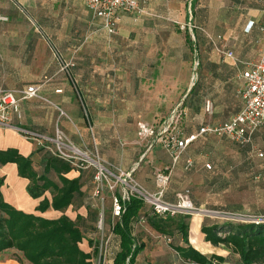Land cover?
<instances>
[{
    "label": "crops",
    "instance_id": "crops-1",
    "mask_svg": "<svg viewBox=\"0 0 264 264\" xmlns=\"http://www.w3.org/2000/svg\"><path fill=\"white\" fill-rule=\"evenodd\" d=\"M138 3L141 12L136 15L120 11L114 22L115 32L108 34L102 20L86 8L84 0H0V89L39 86L40 95L51 103L39 98L21 100V118L15 119L14 124L49 139L62 135L74 145H95L102 158L121 169L132 170L137 181L152 190L157 188L155 173L171 166V158L160 143L148 147L150 139H138L137 124L158 126L181 103L186 114L178 128L182 135H189L202 124L222 123L237 113L242 106L240 73L249 62L257 60L262 44L264 0ZM189 22L192 33L187 29ZM206 34L220 36L219 43L232 51L233 57L216 52ZM107 35L115 52L103 55ZM55 51L65 61L73 60L74 65L61 69ZM103 56H110L106 66H102L106 60ZM195 57L199 64L197 79L192 74ZM206 100L211 101V113L205 111ZM260 130L264 127L253 135L252 143L259 136L264 139V135H257ZM203 139L191 143L172 168L163 195L166 200L175 201L177 190L189 181L204 182L200 168L191 172L180 167L190 157V147ZM249 147L248 156L258 158L253 145ZM9 148L29 157L37 175L59 183L57 172L45 168L48 152L22 134L0 127V150ZM89 170L72 168L63 174L69 179L77 178L81 192L63 211L51 207L37 211L43 198L51 201L52 189L38 198L31 197L27 192L29 180L18 175L15 163L0 165V190L4 201L18 210L48 218L64 214L73 221L80 216L78 223L85 226L93 224L87 211L92 190ZM144 207V211L150 210L145 204ZM168 216L180 218L177 214ZM216 219L223 222L208 215L190 216L186 222L189 245L207 258L204 264H233L227 256L232 252L230 248L219 245L227 250L221 253L220 247L204 240L202 224ZM113 220L111 214L106 224L102 217L98 222L99 231L107 240V253L99 255L100 242L97 264H114V255L120 249V238L112 230ZM93 226H97L95 222ZM130 228L134 245L139 247L132 264H199L176 251L175 247L188 246L178 232L166 235L156 231L143 214L131 220ZM88 231L82 229L84 235ZM20 254L17 260L0 252V264H31ZM214 255L223 261L212 258Z\"/></svg>",
    "mask_w": 264,
    "mask_h": 264
},
{
    "label": "built area",
    "instance_id": "built-area-1",
    "mask_svg": "<svg viewBox=\"0 0 264 264\" xmlns=\"http://www.w3.org/2000/svg\"><path fill=\"white\" fill-rule=\"evenodd\" d=\"M86 8L96 17L102 20V26L108 34L115 32L114 22L120 11H128L138 15L141 12L138 0H84ZM3 17H0V19ZM184 28V26H182ZM187 29L192 33L193 25L189 22ZM262 44L257 60L249 62L247 67L240 73L242 86L239 94L242 106L239 111L231 115L222 123L202 124L196 133L182 135L178 126L184 118L186 112L181 103L176 105L168 116L158 126L138 123L137 137L141 141L150 139L148 147L153 143H160L171 158V166L155 173L156 191H150L138 182L132 175V170L121 169L114 163L102 158L100 153L93 145H74L66 141L62 135H55L54 138H47L35 135L28 129L14 124L15 119L21 118L20 101L39 98L46 102L45 97L40 95V87L34 84L17 89H0V127L12 129L29 140L34 141L52 156L68 162L71 166L79 170L91 169L93 180V197L104 200L103 194L109 193L111 202V214L114 220L124 211L123 202L134 197L140 199L151 211L158 216L166 215H208L214 211L199 210L195 207L188 188L176 194L175 201H167L163 198L166 185L170 179L172 168L177 165L188 146L194 141L205 138L208 135H216L237 143L241 146L252 145L253 135L264 127V27H261ZM212 47L216 52L225 56L233 57L230 50L224 49L219 43L220 36L213 37L206 34ZM55 55V54H54ZM57 58V55H55ZM58 59V58H57ZM60 68L69 69L74 65L73 60H59ZM198 61L195 62V65ZM51 103V102H50ZM58 108V107H57ZM204 108L207 113L212 112L211 101L206 100ZM59 109V108H58ZM254 150L258 158H264V151ZM194 161L187 157L182 165L183 170L193 167ZM205 167L210 169V164ZM197 210L200 211L197 212ZM197 212V213H196ZM216 214H221L215 212ZM223 216H229L222 213ZM229 220L264 223V215H231ZM112 221L113 226L115 221ZM107 240L100 244L99 255L107 253Z\"/></svg>",
    "mask_w": 264,
    "mask_h": 264
},
{
    "label": "trees",
    "instance_id": "trees-1",
    "mask_svg": "<svg viewBox=\"0 0 264 264\" xmlns=\"http://www.w3.org/2000/svg\"><path fill=\"white\" fill-rule=\"evenodd\" d=\"M6 163H15L18 175L29 180L27 192L31 197L38 198L47 189H52L51 201L43 198L36 207L39 212H44L49 207L63 211L72 203L75 195L81 194L79 180L63 175L74 167L51 154L46 159L45 168H52L57 172L59 183L51 181L46 175H37L30 158L20 155L16 149L0 150V165ZM2 184L3 177L0 176V188ZM93 188L92 185V197ZM123 206L124 211L119 220L114 222L112 229L120 238V249L114 255V264L133 263L139 247L134 245L130 222L140 214L160 233L171 235L174 231L178 232L188 244L185 248L175 247L184 258L199 264L207 262L204 255L189 245L186 223L189 215L177 214L180 218L158 216L151 209L144 211V203L134 197L123 202ZM0 211L4 214V217H0V252L15 248L31 264H93V257L98 255V247L92 246L93 240L87 239L80 228V216L73 221L64 214L48 218L24 212L5 202L1 190ZM91 216L95 222L96 214ZM201 232L205 241L214 246L224 245L238 254L239 264H264V223L233 220L219 222L216 219L210 224H202ZM81 243H85L87 250L80 246ZM212 258L223 261L219 256L214 255Z\"/></svg>",
    "mask_w": 264,
    "mask_h": 264
},
{
    "label": "rangeland",
    "instance_id": "rangeland-1",
    "mask_svg": "<svg viewBox=\"0 0 264 264\" xmlns=\"http://www.w3.org/2000/svg\"><path fill=\"white\" fill-rule=\"evenodd\" d=\"M196 50L199 53V49L197 48ZM114 52L115 49L111 47L110 36L107 35V38L104 37L102 53L103 55H109ZM54 54L57 55L58 59L56 56L55 59L58 64L59 60L63 59V57L58 51H55ZM103 58H106V60H103L102 66H106L110 62V56H103ZM196 61L197 58L195 57L192 63V74H195V79H197V68L199 65H195ZM257 135H264V130H260ZM252 145L254 149H264V139L259 136L253 140ZM89 147L92 148L93 146ZM190 149L192 150H190L189 156L196 163L188 171L193 172L196 170L195 168H200L204 182L189 181L177 191L180 192L184 188L190 189V198L194 206L198 207L199 210L214 211L210 215L218 218L220 221H228L231 215L238 214L264 215V159L251 158L248 156L251 151L249 146H241L216 135H208L198 145L196 144V146H192ZM206 163L210 164V169L205 167ZM180 167H182V163ZM88 174V178L91 176L93 185L92 171L89 170ZM51 177L56 180L54 175H51ZM149 190L156 191L157 188ZM103 197L104 200H100V198L91 197L88 194L87 211L91 215L96 214L97 219L95 223L97 226H93L94 221L93 224L87 223L85 226L79 223L82 229L84 228L85 231L89 230L88 233L92 232L90 235L87 233L84 236L87 239L93 240V247H98L100 242L104 244L106 240L105 234L102 236L99 231L98 222L102 217L106 224L111 216L109 193H104ZM79 200L81 199L77 198V201ZM195 201L200 205H196ZM199 210L197 212L200 213ZM216 211L221 214H216ZM222 213H226L229 216H223ZM0 217H4L1 211ZM218 247H220L221 253H223L222 250L227 251L222 246L218 245ZM82 248L87 249L85 246H82ZM4 252L20 260L21 254L17 249L10 248ZM227 256L231 257L233 264H239V257L236 253L229 252ZM98 257V255L93 257V264H97Z\"/></svg>",
    "mask_w": 264,
    "mask_h": 264
},
{
    "label": "bare ground",
    "instance_id": "bare-ground-1",
    "mask_svg": "<svg viewBox=\"0 0 264 264\" xmlns=\"http://www.w3.org/2000/svg\"><path fill=\"white\" fill-rule=\"evenodd\" d=\"M195 215H198V214H195Z\"/></svg>",
    "mask_w": 264,
    "mask_h": 264
}]
</instances>
